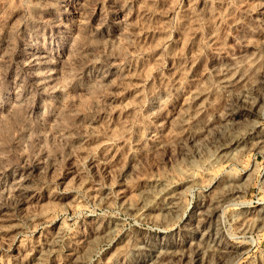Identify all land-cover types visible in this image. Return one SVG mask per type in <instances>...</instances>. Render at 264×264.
Returning <instances> with one entry per match:
<instances>
[{
    "label": "rangeland",
    "instance_id": "rangeland-1",
    "mask_svg": "<svg viewBox=\"0 0 264 264\" xmlns=\"http://www.w3.org/2000/svg\"><path fill=\"white\" fill-rule=\"evenodd\" d=\"M165 185L179 216H140ZM211 203L228 251L198 254ZM171 246L163 264H264V0H0V264Z\"/></svg>",
    "mask_w": 264,
    "mask_h": 264
},
{
    "label": "bare ground",
    "instance_id": "bare-ground-1",
    "mask_svg": "<svg viewBox=\"0 0 264 264\" xmlns=\"http://www.w3.org/2000/svg\"><path fill=\"white\" fill-rule=\"evenodd\" d=\"M254 62H248L243 65H237L235 67H231L230 69L232 70H227L225 74L229 73V76L226 77V81L230 84H234L237 82H249L250 78L247 76V72H245V68L247 65L251 66L253 65ZM251 83H254V80H251ZM215 154V153H214ZM235 152L234 150L231 151L229 149V146L225 145L224 147H221L219 151L216 153V155H213L212 162L214 163H219L222 162L223 160H229L234 158ZM211 158V157H210ZM238 190L237 188L235 189H230L229 194H234ZM151 192V191H150ZM153 194H157L155 196L163 197L165 199V203H163L162 206H157L156 208L159 210L157 213L154 212L153 206L151 207L149 203L144 204V206L138 211L140 216L142 217H150L153 220L157 221L158 223H163V222H168L172 220L173 218L179 216L180 210H181V205H180V195L176 191V189L171 188L167 185L160 187V189H156L153 191ZM207 206V205H206ZM201 206L194 218L192 219L191 222L188 223L189 229H191L194 225L197 227V234L200 233V236L197 235L198 237V242L202 241L198 244V254L201 253L202 251V246L201 243H204L203 241H207V248L209 247L210 249L213 250H222L224 252L228 251L227 245L224 243L223 240V234L220 229H218L216 226V229L213 231L210 226H207V224L211 223V220H213L219 211V205L218 204H208V206ZM214 234V235H213ZM213 237V238H212ZM136 247V245L134 244ZM132 247V246H131ZM125 251V249H124ZM134 251V250H133ZM156 253L154 256L150 258L144 259V261L137 262L135 264H163V257L164 253H170L173 254V248L168 247L165 250L161 249L159 251L155 250ZM133 253V252H132ZM144 254V253H143ZM139 257V256H138ZM166 257V256H165ZM199 258V257H198ZM195 259V256L193 257ZM138 260V259H137Z\"/></svg>",
    "mask_w": 264,
    "mask_h": 264
}]
</instances>
